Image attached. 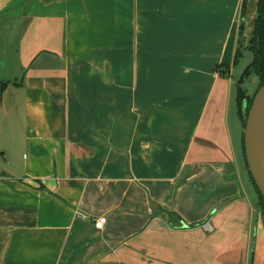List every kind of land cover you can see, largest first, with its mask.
<instances>
[{
  "label": "crops",
  "instance_id": "crops-1",
  "mask_svg": "<svg viewBox=\"0 0 264 264\" xmlns=\"http://www.w3.org/2000/svg\"><path fill=\"white\" fill-rule=\"evenodd\" d=\"M242 2L0 0V264H264L216 70Z\"/></svg>",
  "mask_w": 264,
  "mask_h": 264
},
{
  "label": "rangeland",
  "instance_id": "rangeland-1",
  "mask_svg": "<svg viewBox=\"0 0 264 264\" xmlns=\"http://www.w3.org/2000/svg\"><path fill=\"white\" fill-rule=\"evenodd\" d=\"M258 0H247V6L244 13V17H242L241 14V8L239 10L238 14V20H240V25L243 23L244 27L242 29L236 30L233 33L232 40L230 42L229 47L227 48V54L225 58V63H228L230 65V69L223 64L222 67L218 68L216 66V70L223 71L225 74V77L230 78L231 77V84L230 87V96H228V126L230 128V131L232 133V140L234 143V150L237 157L238 166L242 170H245V177H248L250 180V174L249 169L246 165L245 161V155L243 146L241 144V137L242 132L245 134L246 125L243 127L242 120L239 115L238 106H237V83L242 75L245 68L249 65V63L253 60V53L248 48V45L252 39L253 34V28L255 24V18L257 15V7ZM154 37V35H152ZM158 41L152 39L151 44H155V47H149L146 48V53L149 52L150 56V70L149 72H159L166 68H170L168 63H164L161 61L163 58V55L161 54V49L158 48ZM234 49V52H233ZM237 49L240 50L241 54L239 55V60L237 64H235V55ZM234 54V55H233ZM19 60V55H18ZM19 64V62H18ZM175 64L172 63V66ZM183 68L186 70L188 66H186L183 62L175 65L172 70H177ZM171 70V69H166ZM20 71V67L18 65V73ZM24 73V70H23ZM259 88V80L255 74H252L249 76L243 83H242V102L246 103V105L249 107L248 101H251L254 97L255 93L257 92ZM245 106V105H244ZM251 181V180H250ZM253 184V183H251ZM254 186V185H253ZM255 187V186H254Z\"/></svg>",
  "mask_w": 264,
  "mask_h": 264
},
{
  "label": "trees",
  "instance_id": "trees-1",
  "mask_svg": "<svg viewBox=\"0 0 264 264\" xmlns=\"http://www.w3.org/2000/svg\"><path fill=\"white\" fill-rule=\"evenodd\" d=\"M246 6H247V0H243L242 7H241L242 17H244ZM257 7H258V10H257L256 18H255V24H254V28H253L252 39H251V41H250V43L248 45V48L253 53V60L245 68V70L243 71V73L240 76V78L238 80V83H237V106H238V111H239L240 118H241L242 123H243V127L247 123L249 110H250V107L252 105V102H253L254 97H255L257 92L255 93V95L252 98V100L248 101V104L250 105L248 107L246 105V103L242 102V83L249 76H251L252 74H255L257 76L258 80H259V88L264 85V0H258ZM243 27H244V25L242 23L240 25V29H242ZM240 54H241L240 50L237 49L236 55H235V64H237ZM224 65L227 66L230 69V66H228L226 64H224ZM222 66L223 65H220V67H222ZM220 73L225 76L223 71H221ZM259 88H258V90H259ZM244 137H245V134L243 132L242 133V137H241V142H242V146H243V150H244L246 165H247V167L249 169V166H248V163H247V159H246V153H245V142H244L245 140H244ZM249 173H250L251 179H252V181H253L258 193L261 196V200L264 203V196L261 194L260 190L258 189V187H257V185H256V183H255V181H254V179H253V177L251 175L250 170H249Z\"/></svg>",
  "mask_w": 264,
  "mask_h": 264
},
{
  "label": "water",
  "instance_id": "water-1",
  "mask_svg": "<svg viewBox=\"0 0 264 264\" xmlns=\"http://www.w3.org/2000/svg\"><path fill=\"white\" fill-rule=\"evenodd\" d=\"M264 130V85L257 91L249 110L245 129V153L251 175L264 196V171L260 163L259 145Z\"/></svg>",
  "mask_w": 264,
  "mask_h": 264
},
{
  "label": "bare ground",
  "instance_id": "bare-ground-1",
  "mask_svg": "<svg viewBox=\"0 0 264 264\" xmlns=\"http://www.w3.org/2000/svg\"><path fill=\"white\" fill-rule=\"evenodd\" d=\"M259 156H260V163L264 171V130H263L261 140H260V145H259Z\"/></svg>",
  "mask_w": 264,
  "mask_h": 264
},
{
  "label": "built area",
  "instance_id": "built-area-1",
  "mask_svg": "<svg viewBox=\"0 0 264 264\" xmlns=\"http://www.w3.org/2000/svg\"><path fill=\"white\" fill-rule=\"evenodd\" d=\"M106 222H107V216H100V217L95 218V220H94L95 226L99 229L104 228ZM206 227H208V226H206Z\"/></svg>",
  "mask_w": 264,
  "mask_h": 264
}]
</instances>
